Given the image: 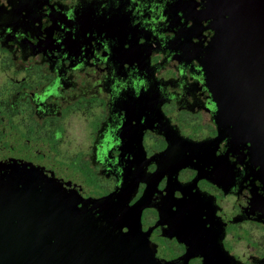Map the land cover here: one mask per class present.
Returning a JSON list of instances; mask_svg holds the SVG:
<instances>
[{
	"label": "flooded vegetation",
	"instance_id": "obj_1",
	"mask_svg": "<svg viewBox=\"0 0 264 264\" xmlns=\"http://www.w3.org/2000/svg\"><path fill=\"white\" fill-rule=\"evenodd\" d=\"M207 5L0 0V227L116 219L122 240L106 234L94 254L264 264L259 164L220 133L199 73ZM51 182L97 202L34 196ZM14 231L0 264L31 261Z\"/></svg>",
	"mask_w": 264,
	"mask_h": 264
},
{
	"label": "water",
	"instance_id": "obj_2",
	"mask_svg": "<svg viewBox=\"0 0 264 264\" xmlns=\"http://www.w3.org/2000/svg\"><path fill=\"white\" fill-rule=\"evenodd\" d=\"M207 6L209 27L214 33L198 50V68L211 92L213 119L222 136L225 134L245 148L244 158L252 167L259 164L257 173L264 179V0H209ZM48 187L34 190V196L59 195L64 199L61 192H65L68 207L69 202L75 201L68 195L73 193L78 196L82 210H90L91 202H97L68 187L64 190L56 182ZM18 194L17 202L27 195L26 192ZM111 201L117 202L113 194L101 202ZM143 204L139 201L135 208L140 209ZM50 210L51 217H58L53 211L61 209ZM66 218L56 223L2 226L0 229L12 231H0V239L6 240L5 236H12L17 229L18 249L30 250L28 264H155L152 253L140 258L122 257V261L116 256L94 254L97 245L107 240L102 236L113 233L114 239L122 240L114 231L122 227L116 219L99 224L83 218L81 224H76L68 219L72 216ZM257 218L264 221V199L258 207Z\"/></svg>",
	"mask_w": 264,
	"mask_h": 264
}]
</instances>
